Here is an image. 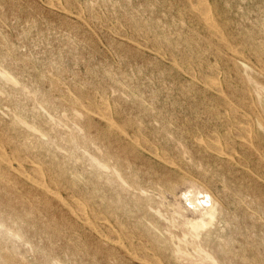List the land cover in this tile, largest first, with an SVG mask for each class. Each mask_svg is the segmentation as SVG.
Returning <instances> with one entry per match:
<instances>
[{"label": "rangeland", "instance_id": "obj_1", "mask_svg": "<svg viewBox=\"0 0 264 264\" xmlns=\"http://www.w3.org/2000/svg\"><path fill=\"white\" fill-rule=\"evenodd\" d=\"M95 1L0 0V264H264V0Z\"/></svg>", "mask_w": 264, "mask_h": 264}, {"label": "bare ground", "instance_id": "obj_2", "mask_svg": "<svg viewBox=\"0 0 264 264\" xmlns=\"http://www.w3.org/2000/svg\"><path fill=\"white\" fill-rule=\"evenodd\" d=\"M196 1H197V0H196ZM199 1H200V0H199ZM205 1H206V0H205ZM95 2L97 3V0H96ZM189 2H190V0H189ZM202 2H203V1H202ZM206 2H207V1H206ZM91 4H92V2H91ZM94 4H95V3H94ZM206 4H207V3H206ZM46 5H47V4H46ZM191 5H192V4H191ZM194 5H195V4H194ZM91 6H92V5H91ZM96 6H97V5H96ZM54 7H55V6H54ZM59 7H61V5H59L58 8H59ZM84 7H85V6H84ZM94 7H95V6H94ZM194 7H195V6H194ZM56 8H57V7H56ZM85 8H86V7H85ZM98 8H99V7H98ZM196 8H197V7H196ZM198 8H199V7H198ZM60 9H61V8H60ZM60 9H59V10H60ZM193 9H194V8H193ZM201 9H202V11H203V10L205 11L206 8H205L204 6H202ZM57 10H58V9H57ZM62 10H63V8H62ZM196 10H197V9H196ZM196 10H195V11H196ZM67 11H69V10H67ZM80 11H81V10H80ZM87 11H88V10H87ZM77 12H78V11H77ZM200 12H201V11H200ZM205 12H206V11H205ZM75 13H76V12H75ZM75 13H74V14H75ZM202 13H203V12H202ZM67 14H68V13H67ZM113 14H114V13H113ZM210 15H211V14H210ZM104 17H105V16H104ZM83 20H84V19H83ZM211 20H212V19H211ZM96 21H97V20H96ZM212 22H213V21H212ZM206 23H207V22H206ZM85 24H86V23H85ZM208 24H209V23H207V25H208ZM219 33H221V32H219ZM212 35H213V34H212ZM219 35H220V34H219ZM214 36H215V35H214ZM223 36H224V35H223ZM216 38H217V37H216ZM222 38H224V37H222ZM226 39H227V37H226ZM205 40H206V39H205ZM221 40H222V39H221ZM225 41H226V40H225ZM220 43H221V42H220ZM138 44H139V43H138ZM232 44H233V43H232ZM141 45H142V44H141ZM258 45H259V44H258ZM230 47H231V46H230ZM239 47H240V46H239ZM239 47H238V49H239ZM144 48H146V47H144ZM224 48H226L225 45H224ZM232 48H234V47L232 46ZM7 49H8V48H7ZM227 49H228V48H227ZM242 49H243V48H242ZM13 50H14V49H13ZM151 51H152V50H151ZM153 52H155V51H153ZM155 53H156V52H155ZM158 54H159V53H158ZM217 54H218V53H217ZM220 54H221V53H220ZM236 54H237V53H236ZM160 55H162V54H160ZM114 56H115V55H114ZM224 56H225V55H224ZM245 56H246V55H245ZM260 56H261V55H260ZM26 58H27V57H26ZM229 59H230V58H229ZM232 59H233V58H232ZM232 59H231V60H232ZM245 59H247V58H245ZM247 60H248V59H247ZM82 61H83V60H82ZM172 61H173V60H172ZM233 61H234V60H232V62H233ZM18 63H20V62H18ZM171 63H172V62H171ZM231 64H232V63H231ZM234 64H235V66L238 65V64H236V63H234ZM257 64H258V62H257ZM235 66H234V67H235ZM259 66H260V64H259ZM25 68H26V67H25ZM50 68H51V67H50ZM181 69H182V68H181ZM130 70H131V69H130ZM259 70H260V69H259ZM30 71H31V70H30ZM186 71H187V70H186ZM49 73H51V72H49ZM88 73H89V72H88ZM63 74H64V73H63ZM70 74H71V73H70ZM58 75H59V74H58ZM189 75H190V74H189ZM260 75H261V74H260ZM123 76H124V75H123ZM123 76H122V77H123ZM190 76H191V75H190ZM192 76H193V75H192ZM205 76H206V75H205ZM5 77L7 78L6 75H5ZM208 77H209V76H208ZM8 78H9V76H8ZM10 78H11V77H10ZM10 78H9V79H10ZM204 78H205V77H204ZM9 79H8V80H9ZM205 79H207V78H205ZM195 80H196V79H195ZM12 81H13V80H12ZM242 81H243V80H242ZM66 82H67V81H66ZM86 84H87V83H86ZM14 85H15V83H14ZM16 86H17V84H16ZM62 86H63V85H62ZM208 87H209V86H208ZM54 88H56V87L54 86ZM47 89H48V88H47ZM47 89H46V90H47ZM217 89H218V88H217ZM59 90L62 91L61 89H59ZM60 91H58V92H60ZM219 91H220V90L218 89L217 92H219ZM236 91H238V90L236 89ZM214 92H215V91H214ZM22 93H24V92H22ZM104 93H105V91H104ZM104 93H103V94H104ZM112 93L114 94V92H112ZM33 95H34V94H33ZM221 95H222V94H221ZM223 95H224V94H223ZM3 96H4V95H3ZM101 96H102V94H101ZM94 97H96V96H94ZM122 97H123V95H122ZM31 99H32V98H31ZM86 99H87V98H86ZM33 100H34V99H33ZM54 100H55V99H54ZM78 100H79V99H78ZM70 101H71V100H70ZM100 101H101V100H100ZM71 103H72V102H71ZM93 103H94V102H93ZM38 104H39V103H38ZM74 104H75V103H74ZM76 104H78V103H76ZM228 104H229V103H228ZM94 105H95V103H94ZM83 106H84V105H83ZM87 106H88V105H87ZM103 106H104V105H103ZM103 106H102V107H103ZM258 106H259V105H258ZM39 107H40V106H39ZM85 107H86V105H85ZM94 107H95V106H94ZM238 107H239V106H238ZM239 108H240V107H239ZM41 109H42V108H41ZM85 109H87V108H85ZM88 109H89V107H88ZM88 109H87V110H88ZM100 109H101V108H100ZM103 109H104V107H103ZM229 109H230V108H229ZM249 109L251 110V108H249ZM87 110H86V111H87ZM240 110H241V109H240ZM256 110H257V109H256ZM71 111H72V110H71ZM107 112H108V110H107ZM76 113H77V111H76ZM78 113H79V112H78ZM92 113H93V112H92ZM234 113H236V111H234ZM62 114H64V116H65V113H62ZM107 114H108V113H107ZM77 115H79V114H77ZM95 115H96V114H95ZM97 115H99V112L97 113ZM110 115H111V114H110ZM235 115H236V114H235ZM243 116H244V115H243ZM14 117H15V116H14ZM65 117H66V116H65ZM77 117H79V116H77ZM244 117H245V116H244ZM16 118H17V117H15V119H16ZM74 118H75V117H74ZM245 118H246V117H245ZM60 119H61V118H60ZM60 119H59V120H60ZM81 119H82V118H81ZM85 119H86V116H85ZM19 120H20V119H19ZM50 120H53V119H50ZM61 121L63 122L62 119H61ZM72 121H73V120H72ZM79 121H80V120H79ZM112 121H113V120H112ZM248 121H249V120H248ZM263 121H264V120H263ZM81 122H82V121H81ZM239 122H240V121H239ZM242 122H243V121H242ZM242 122H241V123H242ZM245 122H246V121H245ZM245 122H244V123H245ZM58 123H59V122H58ZM68 124H69V123H68ZM72 124H73V122H72ZM72 124H71V125H72ZM250 124L252 125L253 123H250ZM260 124H261V123H260ZM27 125H28V124H27ZM27 125H24V126L26 127ZM65 125H67V124H65ZM74 125L76 126V124H74ZM124 125H125V124H124ZM53 126H54V125H53ZM125 126H126V125H125ZM60 127H61V126H60ZM62 127H63V126H62ZM71 127H72V126H71ZM71 127H70V128H71ZM32 128H33V127H32ZM76 128H78V126H77ZM139 129H140V128H139ZM28 130H29V129H28ZM79 130H80V129H79ZM33 131H35V130H33ZM33 131H32V132H33ZM68 131H69V130H68ZM74 131H75V130H74ZM140 131H141V129H140ZM76 132H77V130H76ZM144 132H145V131H144ZM64 133H65V132H64ZM66 133H68V132H66ZM73 133H74V132H73ZM73 133H72L71 137L73 136ZM37 134H38V133H37ZM240 134H241V133H240ZM2 135H3V134H2ZM5 135H6V134H5ZM40 136H41V134H40ZM63 136H64V135H63ZM67 136H68V135H67ZM69 136H70V135H69ZM69 136H68V137H69ZM74 136H75V135H74ZM80 136H81V135H80ZM83 136H85V135H83ZM1 137H2V136H1ZM1 137H0V139L3 138V137H2V138H1ZM206 137H207V136H206ZM38 138H40V137H38ZM77 138H78V137H77ZM80 138H82V137H80ZM132 138H133V137H132ZM3 139H4V138H3ZM215 139H216V138H215ZM7 140H8V139H7ZM212 140H213V139H212ZM1 141H2V140H1ZM12 141H13V140H12ZM12 141H11L10 143H12ZM52 141H53V140H52ZM72 141H73V140H72ZM133 141H134V139H133ZM244 141H245V140H244ZM246 141H247V140H246ZM250 141H251V140H250ZM3 142H4V141H3ZM49 142H51V141L49 140ZM140 142H141V141H140ZM143 142H144V141H143ZM143 142H142V143H143ZM145 142H146V141H145ZM201 142H202V140H201ZM224 142H225V141H224ZM8 143H9V142H7L6 144H8ZM10 143H9V144H10ZM51 143H52V142H51ZM51 143H49V144H51ZM71 143H72V142H70V144H71ZM87 143H88V142H87ZM4 144H5V143H2V145H4ZM52 144H53V143H52ZM72 145H73V143H72ZM21 146H22V145H21ZM2 147H3V146H2ZM7 147H10V146L7 145ZM94 148H95V147H94ZM216 149H217V148H216ZM1 150H2V149H1ZM27 150H28V149H27ZM144 150H145V149H144ZM217 150H219V149H217ZM5 151H6V150H5ZM14 151H16V150H14ZM20 151H21V150H20ZM25 151H26V150H25ZM58 151H59V150H58ZM61 151H62V150H61ZM61 151H60V152H61ZM146 151H149V150H146ZM16 152H17V151H16ZM18 152H19V151H18ZM98 152H99V151H98ZM152 152H155V151H152ZM184 152H185V151H184ZM184 152H183V153H184ZM13 153H14V152H13ZM101 153H102V152H101ZM149 153H151V152H149ZM1 154H2V153H1ZM98 154H99V153H98ZM185 154H186V153H185ZM227 154H229V153H227ZM100 155H102V154H100ZM164 155H165V154H164ZM182 155H184V154H182ZM1 156H2V155H1ZM6 156H8V155H6ZM13 156H14V155H13ZM13 156H11V157H13ZM16 156H18V154H17ZM152 156H153V155H152ZM259 156H260V155H259ZM9 157H10V155H9ZM103 157H104V156H103ZM163 157H164V156H163ZM165 157H166V156H165ZM2 158H3V157H2ZM16 158H17V157H16ZM157 158H158V157H157ZM160 158H161V157H160ZM173 158H174V157H173ZM182 158H184V156H183ZM187 158H188V157H187ZM3 159H4V158H3ZM92 159H93V161L95 162V159H94L93 157H92ZM175 159H176V158H175ZM184 159H185V158H184ZM166 160L168 161L167 158H166ZM166 160H165V161H166ZM185 160H187V159H185ZM13 161H14V159H13ZM16 161H17V159H16ZM32 161H33V160H32ZM167 161H166V162H167ZM187 161H188V160H187ZM6 162H7V161H6ZM19 162H20V159H19L18 163H19ZM22 162H23V161H22ZM90 162H91V161H90ZM20 163H21V162H20ZM25 163H27V162H25ZM96 163L98 164L97 161H96ZM177 163H178V162H177ZM21 164H22V163H21ZM99 164H100V163H99ZM100 165H101V164H100ZM101 166H102V165H101ZM99 167H100V166H99ZM10 168H11V167H10ZM19 168H20V167H19ZM36 168H37V166H36ZM181 168H182V167H181ZM184 168H185V167H184ZM191 168H193V167H191ZM20 169H21V168H20ZM27 170H29V169H27ZM30 170H31V169H30ZM37 170H38V168H37ZM189 170H190V169H189ZM189 170H188V171H189ZM18 171H19V170H18ZM23 171H24V170H23ZM35 171H36V169H35ZM35 171H33V174H34ZM182 171H185V170H182ZM2 172H3V171H2ZM5 172H7V170H6ZM19 172H20V171H19ZM38 172H39V171H38ZM21 173H23V172H21ZM187 173H188V172H187ZM0 174H1V172H0ZM9 174H10V172H9ZM23 174H24V173H23ZM33 174H32V175H33ZM35 174H36V172H35ZM117 174H118V173H117ZM189 174H190V173H189ZM204 174H206V173H204ZM1 175H2V174H1ZM4 175H5V174H4ZM7 175H8V174H7ZM7 175H5V176H7ZM11 175H12V173L10 174V176H11ZM37 175H38V173H37ZM39 175H40V174H39ZM10 176H9V177H10ZM23 176H24V175H23ZM35 176H36V175H35ZM114 176H115V175H114ZM15 177H17V176H15ZM181 177H182V176H181ZM202 177H203V176H202ZM6 178H7V177H6ZM36 178H37V177H36ZM49 178H50V177H49ZM7 179H8V178H7ZM39 179H40V181L42 182L41 177H40ZM42 179H43V178H42ZM55 179H56V178H55ZM181 179H182V178H181ZM0 181H1V180H0ZM121 181H122V180H121ZM183 181H184V180H183ZM13 182H14V181H13ZM23 182H24V181H23ZM122 182H125V181L123 180ZM169 182H170V181H169ZM190 182H191V181H190ZM190 182H189V184H190ZM193 182H194V181H193ZM193 182H192V183H193ZM15 183H16V182H15ZM24 183H25V182H24ZM185 183H186V182H185ZM187 183H188V182H187ZM192 183H191V184H192ZM194 183H195V182H194ZM194 183H193V184H194ZM202 183H203V182H202ZM223 183H224V182H223ZM6 184H7V181H6ZM8 184H9V182H8ZM8 184H7V185H8ZM36 184L39 185V183H36ZM173 184H174V183H173ZM176 184H177V183H176ZM183 184H184V182H183ZM189 184H188V186H190ZM193 184L190 186V189H186V190H184V189H185V188H183L184 185H182V187H181V188H183V191H185L186 199H187V201H188V203H189V206H191V209H192V207H193V208H197L198 206H201V205L203 204L202 202H200V199H199V198H201V196H200L199 198L197 197V192H198L197 189H199V188H198L199 186L195 189V185L193 186ZM15 185H16V184H14V186H15ZM50 185H51V184H50ZM59 185H60V184H59ZM174 185H175V184H174ZM177 185H178V186L175 185V187H179V185H181V184H177ZM19 186H20V185H19ZM25 186H26V185H25ZM60 186H61V185H60ZM127 186H128V185H127ZM188 186H185V187H188ZM196 186H197V182H196ZM63 187H64V186H63ZM125 187H126V185H125ZM128 187H129V186H128ZM175 187L173 186V188H175ZM22 188H23V187H22ZM130 188H131V187H130ZM158 188H159V187H158ZM179 188H180V187H179ZM181 188H180V189H181ZM193 188H194L195 190H194ZM64 189L66 190L65 187H64ZM180 189H179V190H180ZM61 190H62V188H61ZM67 190H69V189H67ZM124 190H125V189H124ZM131 190H132V188H131ZM161 190H162V189H161ZM177 190H178V189H177ZM179 190H178V191H179ZM196 190H197V192H196ZM200 190H202V189H200ZM200 190H199V191H200ZM55 191H56V190H55ZM125 191H126V190H125ZM178 191H177V192H178ZM180 191H181V190H180ZM204 191H205V190H204ZM227 191L229 192V190H227ZM48 192H49V191H48ZM57 192H59V191H57ZM200 192H201V191H200ZM208 192H209V191H208ZM225 192H226V191H225ZM164 193H165V192H164ZM28 194H29V192H28ZM45 194H47V193H45ZM166 194H167V193H166ZM168 194H169V193H168ZM168 194H167V195H168ZM179 194H180V193H179ZM203 194H204V193H203ZM29 195H30V194H29ZM181 195H182V194H181ZM183 195H184V194H183ZM198 195H199V194H198ZM205 195H206V194H205ZM205 195H204L205 198H206L207 196H209V195H207V196H205ZM33 196H34V195H33ZM70 196H71V195H70ZM70 196H68V198H69ZM72 196H73V195H72ZM170 196H172V195H170ZM177 196H179V195H177ZM56 197H57V196H56ZM77 197H78V196H77ZM182 197H183V196H182ZM32 198H33V197H32ZM34 198H35V197H34ZM66 198H67V197H66ZM66 198H65V199H66ZM168 198H169V197H168ZM210 198H211V197H209V199H210ZM26 199H27V198H26ZM35 199H36V198H35ZM46 199H47V198H46ZM169 199H171V198H169ZM169 199H168V200H169ZM23 200H24V199H23ZM37 200H38V199H37ZM173 200H174V199H173ZM173 200H172V201H173ZM175 200H177V199L175 198ZM179 200H180V199H179ZM206 200H208V199H206ZM213 200H214V199H213ZM118 201H119V200H118ZM201 201H202V200H201ZM203 201H204V200H203ZM208 201H209V200H208ZM210 201H211V200H210ZM246 201H247V200H246ZM74 202H75V201H74ZM76 202L78 203L77 200H76ZM82 202H84V199H83ZM179 202H180V204H181L182 200L179 201ZM184 202H185V200H184ZM184 202H183V203H184ZM206 202H207V201H206ZM206 202H205V203H206ZM84 203H85V202H84ZM86 203H87V202H86ZM162 203H163V202H162ZM170 203H171V202H170ZM172 203H173V202H172ZM174 203H175V202H174ZM183 203H182V204H183ZM188 203H187V204H188ZM200 203H201V204H200ZM211 203H212V202H211ZM211 203H210V204H211ZM213 203H214V201H213ZM215 203L217 204V202H215ZM215 203H214V204H215ZM236 203H237V202H236ZM70 204H72V203H70ZM177 204H178V202H177ZM182 204H181V205H182ZM208 204H209V202H208ZM208 204H207V206H208ZM30 205H31V204H30ZM33 205H34V203H33ZM174 205H175V204H172V206H174ZM181 205H180V206H181ZM204 205H205V204H204ZM212 205H213V204H212ZM246 205H247V202H246ZM250 205H251V204H250ZM250 205H249V206H250ZM31 206H32V205H31ZM35 206H36V205H35ZM47 206H49V205H47ZM73 206H75V205H73ZM187 206H188V205H187ZM187 206H186V207H187ZM213 206H214V205H213ZM213 206H210V208L208 207L209 209H207V210L204 208V210H206V212H205L206 214H205V215H211V216H212V214H213V210H212ZM55 207H56V206H55ZM55 207H54V208H55ZM75 207H76V206H75ZM78 207H79V206H78ZM148 207H149V206H148ZM175 207H176V206H175ZM175 207H174V208H175ZM76 208H77V207H76ZM177 208H178V206H177ZM181 208H182V207H181ZM187 208H188V207H187ZM200 208H201V207H200ZM200 208H199V209H200ZM31 209H32V207H31ZM55 209H57V208H55ZM67 209H68V207H67ZM80 209H82V208L80 207ZM149 209H150V208H149ZM188 209H189V208H188ZM197 209H198V208H197ZM201 209H202V208H201ZM201 209H200V210H201ZM32 210H33V209H32ZM68 210H69V209H68ZM74 210H78V209H75V208H74ZM88 210H89V208H88ZM152 210H153V209H152ZM168 210H169V209H168ZM176 210H177V209H176ZM252 210H253V209H252ZM254 210H256V209H254ZM254 210H253V211H254ZM81 211H82V210H81ZM104 211L106 212V210H104ZM179 211H180V210H179ZM181 211H182V209H181ZM201 211H202V210H201ZM30 212H31V210H30ZM36 212L38 213V211H36ZM77 212H78V211H77ZM154 212H155V211H154ZM177 212H178V211H177ZM183 212H185L184 209H183ZM196 212H197V210H196ZM75 213H76V212H75ZM93 213H94V212H93ZM93 213H91V215H93ZM157 213H158V212H157ZM159 213H160V212H159ZM181 213H182V212H181ZM181 213H179V214H180L181 217H182V214H181ZM189 213H190V212H189ZM201 213H202V212H201ZM262 213H263V212H262ZM83 214H84V213H83ZM187 214H188V213H185L186 216H187ZM198 215H200V214H198ZM201 215H202V214H201ZM80 216H81V214H80ZM175 216H177V215H175ZM203 216H204V214H203ZM211 216H210V217H211ZM84 217H85V216H84ZM91 217H92V216H91ZM93 217H95V215H94ZM93 217H92V219H93ZM115 217H116V216H115ZM178 217H179V216H178ZM178 217H177V218H178ZM184 217H185V216H184ZM184 217H183V218H184ZM192 217H193V216H192ZM81 218H83V217H80V220H81ZM86 218H87V216H86ZM99 218L104 219L102 216L99 217ZM172 218H174V217L172 216ZM175 218H176V217H175ZM188 218H189V220H191V221H190V224H191L190 226H192V228H193V230H194L195 232H197V231H199L201 228H203V226H204L205 224H207V223L209 224V223H210V222H207V223L204 224L205 220L201 219V220L199 221L200 218H199V219L197 218L198 221H196V220L193 221V219H190V217H188ZM195 218H196V216H195ZM201 218H202V217H201ZM94 219H98V218L95 217ZM94 219H93V220H94ZM101 219H99V220H101ZM163 219H164V218H163ZM185 219H187V217H186ZM13 220H14V218H13ZM82 220H83V219H82ZM82 220H81V221H82ZM179 220H180V219H179ZM182 220L185 222L184 219H182ZM189 220H188V221H189ZM8 221H9V220H8ZM91 221H92V220H91ZM104 221H105V220H104ZM115 221H116V220H115ZM168 221H169V220H168ZM186 221H187V220H186ZM208 221H209V220H208ZM16 222H17V221H16ZM87 222H88V221H87ZM117 222H118V220H117ZM0 223H1V222H0ZM7 223H8V222H7ZM52 223H53V222H52ZM67 223H68V222H67ZM95 223H96V222H95ZM188 223H189V222H188ZM1 224H2V223H1ZM1 224H0V226H2ZM3 224H5V223L3 222ZM93 224H94V223H93ZM15 225H16V223H15ZM54 225H55V223H54ZM87 225H88V224H87ZM94 225H95V224H94ZM98 225H99V224H98ZM174 225H175V224H174ZM55 226H57V225H55ZM71 226H72V225H71ZM102 226H103V225H102ZM226 226H227V225H226ZM8 227H9V226H8ZM95 227H96V226H95ZM121 227H122V226H121ZM187 227H188V226H187ZM3 228H4V229H2V231L5 230V229H7V227H6V228L3 227ZM122 228H123V227H122ZM122 228H121V230H122ZM8 229H9V228H8ZM13 229H14V227L12 228V230H13ZM97 229H99V227H97ZM103 229H104V228H103ZM106 229H108V230H107V232H108V231H109V228H106ZM252 229H254V228H252ZM0 230H1V229H0ZM9 230H10V229H9ZM12 230H11V231H12ZM93 230H94V229H93ZM115 230H116V229H115ZM2 231L0 232L1 234H2ZM13 231H14V230H13ZM103 231H104V230H103ZM105 231H106V230H105ZM5 232L7 233L8 230H5ZM9 232H10V231H9ZM98 232H99V231H98ZM119 232H120V231H119ZM6 233H4V234L7 236ZM102 233H103V232H102ZM109 233H110V232H108L107 235H108ZM111 233H112V232H111ZM120 233L122 234V232H120ZM146 233H147V231H146ZM9 234H10V233H9ZM16 234H18V232H17V233L14 232V235L17 237ZM114 234H115V233H114ZM126 234H127V233H126ZM126 234H122V237L120 236V238H121V240H122V244L124 245V247H126L125 249H127L130 253H134V254L138 253V251H139V247H140V246L138 247V246L135 244V242H133L132 240H130L131 237H128V235H126ZM167 234H168V233H167ZM5 235H4V236H5ZM101 235H102V234H101ZM101 235H100V236H101ZM104 235H106V234H104ZM110 235H113V234H110ZM195 235H196V234H195ZM108 236H109V235H108ZM115 236H116V235H115ZM11 237H12V236H11ZM19 237H23V236H22V235H19ZM109 237H110V236H109ZM113 237H114V236H113ZM113 237H112V238H113ZM116 237H117V236H116ZM116 237H115V238H116ZM127 237L130 238V239H128ZM24 238H25V236H24ZM24 238H23V240H24ZM80 238H81V237H80ZM106 238H108V237L106 236ZM10 239L13 240L12 238L9 237L8 240H10ZM8 240H7V241H8ZM7 241H6V242H7ZM0 242H2V238H1ZM100 242H101V241H100ZM10 243L12 244V241H10ZM13 243H14V242H13ZM17 243H18V242H17ZM24 243H25V242H24ZM26 243H27V242H26ZM26 243H25V244H26ZM27 244H28V243H27ZM102 244H103V242H102ZM105 244H106V243H105ZM105 244H103V245H105ZM122 244H121V245H122ZM159 244H161V243H159ZM7 245H8V244H6V247H7ZM15 245H16V244H15ZM13 246H14V245H12L11 249L14 248ZM25 246H26V245H25ZM178 246H179V245H178ZM193 246H194V244H193ZM6 247H5V248H6ZM176 247H177V246H176ZM5 248H4V249H5ZM15 248H16V247H15ZM195 248H196V247H195ZM18 249H20V248L17 247L16 250H18ZM150 249H151V248H150ZM201 249H202V248H201ZM12 250H14V249H12ZM110 250H113V247H112V249H110ZM177 250H178V249H177ZM179 250H180V249H179ZM179 250H178V251H179ZM7 251H9L8 248L6 249V252H7ZM116 251H117V250H116ZM143 251H146V250H143ZM189 251H190V250H189ZM199 251L201 252L202 250H199ZM10 252H11V251H10ZM19 252H20V251H19ZM19 252H18V253H19ZM112 252H113V251H112ZM117 252H118V251H117ZM140 252H141V251H140ZM193 252H194V251H193ZM8 253H9V252H8ZM130 253H128V256H129ZM180 253H181V252H180ZM201 253H202V252H201ZM5 254H6V253H5ZM5 254H4V255H5ZM9 254H10V253H9ZM109 254H110V253H109ZM145 254H146V253H145ZM195 254H196V253H195ZM207 254H208V253H207ZM0 255H1V254H0ZM4 255H2V257H3ZM7 255H8V254H7ZM7 255H5V257H6ZM10 255H11V254H10ZM10 255H9V256H10ZM183 255H184V254H183ZM183 255H182V256H183ZM186 255H188V254H186ZM9 256H8V257H9ZM11 256H12V255H11ZM11 256H10V258H12ZM21 256H23V254H22ZM21 256H20V257H21ZM116 256H117V254H116ZM147 256H148V255H147ZM156 256H157V254H156ZM184 256H185V255H184ZM184 256H183V257H184ZM205 256H206V254H205ZM0 257H1V256H0ZM2 257H1V258H2ZM14 257H16V256H14ZM149 257H150V256H149ZM157 257H158V256H157ZM187 257H189V255H188ZM6 258H7V257H6ZM141 258H142V257H141ZM145 258H146V255H145ZM147 258H148V257H147ZM147 258H146V259H147ZM150 258H152V257H150ZM150 258H148V262H149V260H153V258H152V259H150ZM193 258H194V257H193ZM207 258H209V256H208ZM252 258H253V257H252ZM15 259L17 260V258H15ZM22 259H23V258H22ZM22 259H21L20 261H22ZM182 259H183V258H182ZM209 259H210V258H209ZM0 260H1L0 263H2V260H3V259H0ZM10 260H11V259H10ZM10 260H9V262H12V261H10ZM113 260H115V259H113ZM190 260H191V259H190ZM196 260H197V259H196ZM210 260H211V259H210ZM253 260H255V259L253 258ZM53 261H54V259H53ZM180 261H181V260H180ZM211 261H212V260H211ZM3 262H6V259H4ZM15 262H16V261H15ZM18 262H19V261L17 260V263H18ZM24 262H25V260H24ZM57 262H58V261H57ZM115 262H116V261H114V263H115ZM148 262H147V263H148ZM152 262H154V261H152ZM182 262H183V261H182ZM189 262H190V261H189ZM189 262H188V264H190ZM198 262H199V261L197 260V263H198ZM21 263H22V262H21ZM21 263L19 262V264H21ZM193 263H194V262H193ZM212 263H213V262H212ZM214 263H215V262H214ZM12 264H15V263H12ZM24 264H25V263H24ZM27 264H28V263H27ZM29 264H31V263H29ZM148 264H149V263H148ZM155 264H156V263H155ZM157 264H159V263L157 262ZM183 264H186V262L183 263ZM199 264H200V262H199ZM201 264H202V263H201Z\"/></svg>", "mask_w": 264, "mask_h": 264}]
</instances>
